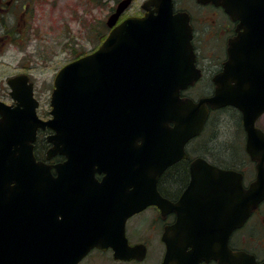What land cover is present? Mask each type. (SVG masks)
I'll return each instance as SVG.
<instances>
[{"label":"water","instance_id":"1","mask_svg":"<svg viewBox=\"0 0 264 264\" xmlns=\"http://www.w3.org/2000/svg\"><path fill=\"white\" fill-rule=\"evenodd\" d=\"M131 2L118 4L108 20L113 29L98 50L56 75L50 120L38 117L39 101L32 86L24 94L20 91V80L26 76L10 81L18 107L12 110L0 102V264H78L93 248H112L120 260H142L146 247L129 245L126 223L151 205L179 214L178 222L163 236L167 244L163 264L212 259L220 264H258L251 255L231 252L228 239L264 201V132L255 126L264 114V83L246 80L247 86H232L229 61L216 79L213 96L198 103L182 99L180 90L200 77L188 18L173 14L172 0H150L145 6H156L158 15L129 18L115 26ZM219 2L228 8V0ZM207 105L214 110L226 106L240 110L249 136L247 150L258 161V173L245 189L241 173L213 168L214 202L209 214L200 211L199 217L203 223L210 219L214 236L199 240L189 253L186 250L193 243L182 237L180 216L184 198L171 204L159 194L157 182L167 168L187 158L186 144L202 132L210 112ZM20 106L30 107L26 124L15 122L22 120L16 117ZM39 127L57 132L48 138L54 143L48 159L57 153L65 156L66 161L57 166L62 175L64 171L70 177L90 174V217L83 214L72 222L54 218L52 166L37 162L33 151ZM205 164L198 159L192 165L190 190L204 184L206 172L200 168ZM22 170L29 172L28 177ZM116 172L118 201L110 196L116 189L109 183ZM96 173H106L102 182ZM33 174L39 176L34 188L28 180ZM112 215L118 220L113 222Z\"/></svg>","mask_w":264,"mask_h":264},{"label":"flooded vegetation","instance_id":"2","mask_svg":"<svg viewBox=\"0 0 264 264\" xmlns=\"http://www.w3.org/2000/svg\"><path fill=\"white\" fill-rule=\"evenodd\" d=\"M122 1L124 0H119V4ZM134 1L132 0L128 6L129 8L133 7ZM149 1L141 0L140 7L136 12L128 14L125 10L119 17V24L130 17L140 19L148 15H158L156 6H145ZM172 2L173 14L188 18V25L192 32L191 46L194 53V66L200 71L198 80L187 88L180 90L181 98L198 103L203 98L213 96L218 89L216 79L223 74L225 65L229 61L230 72L228 77L232 86L236 87L239 84L247 86L249 83L246 80L255 84L260 83V80L264 83V0H228V8L219 0H208L206 2L200 0H172ZM58 4L60 10V7L64 6L63 0H0V58L5 56L8 50L12 48L17 49L19 54L24 49L21 44L28 34V25L32 21L33 15H36L37 8L52 5L54 9ZM102 5V0H100V6ZM24 76L27 79L20 80V91L24 94L27 92L28 87L32 86L34 96L39 101L36 95V85L31 75L27 72L13 73L7 76V96L3 97L0 94V102L11 107L12 110H15L18 105L11 96L12 86L10 81L13 82L15 79ZM255 84H251L249 87ZM207 107L210 106L207 105ZM227 107L239 113V129L243 133L242 149L244 161L249 164L248 171L240 165L223 166L219 162V155L214 154L211 149L207 152H200L196 145L197 149H192L195 152L188 151V146L192 145L199 136L187 144V158L169 167L158 179L157 189L163 199L175 205L184 198V206L180 216L183 228L182 237L193 243V246H189L186 250L189 253L194 251V246L197 245L199 240L214 236L211 232L214 225L210 223V219L207 217L206 222L203 223L199 217L200 211L208 215L214 202V177L211 175L213 168L239 171L243 175L245 189H249L257 178L258 161L253 160L247 150L249 136L244 127L242 114L235 106ZM29 108L20 106L21 111L16 117L22 120H16L17 124H26L29 121L27 120V110ZM51 110L50 107V109L42 111L41 105L36 108L38 117L43 121L51 119ZM219 110H210L203 132H205L213 112ZM263 116L264 114L257 120L256 127L264 132V125L262 126ZM2 119L3 115L0 114V120ZM170 126H173V124L170 123ZM52 135H57V132L49 127L37 128L36 139L33 142L34 156L37 162H44L52 166L51 173L54 180L53 191L55 197L53 203L54 218L58 222L61 219H65V222H72L81 218L83 214L86 217L90 212L87 201L91 195L89 192L91 190V178L86 171L72 177L65 171L63 175L61 174L62 171L57 166L66 161L65 156L57 153L51 159H48V152L54 147V143L48 139ZM231 148L234 150L231 152L232 155L237 153L233 143ZM256 149L259 150V148ZM19 155L20 153H15V157ZM212 156L215 157L212 158ZM198 159L205 160L207 163V165L205 164L200 168V170L206 172L203 179L204 184L190 190L193 180L192 165ZM116 164H119V161ZM95 177L99 182H102L106 177V173H96ZM28 180L33 187L32 184L39 181V176L33 174ZM109 183L116 189V192L111 191L110 196L117 197L118 201L119 172L110 175ZM12 185H15V183ZM67 198L69 200H66ZM59 204L61 207H59ZM112 210L118 213L114 207H112ZM145 212H149V216L144 218V221L146 224H150L148 227L144 226L139 229L133 225V220ZM87 216L90 217V215ZM117 220L118 218L112 215V221ZM178 220L179 214L177 212H163L157 205H151L142 212L133 215L126 223V236L129 245L132 247L144 245L146 247L144 259L120 260L115 257L112 248H93L79 264L140 263L148 258L152 242L156 239H159L163 247V256H161L159 262V264H163L167 253V244L163 241V236L166 230L174 226ZM179 234L181 237V233ZM228 248L234 254L245 253L254 256L258 264L264 262V201L252 211L241 228L231 232L228 239ZM200 264L220 263L218 260L212 259L209 261L203 260Z\"/></svg>","mask_w":264,"mask_h":264},{"label":"rangeland","instance_id":"3","mask_svg":"<svg viewBox=\"0 0 264 264\" xmlns=\"http://www.w3.org/2000/svg\"><path fill=\"white\" fill-rule=\"evenodd\" d=\"M102 3L100 6V0H63L64 6L60 10L59 4L54 9L52 5L37 8L36 15H33L28 25V34L21 44L24 49L19 54L17 49L12 48L0 58V94L7 96V76L27 72L36 85L42 111L50 109L53 82L58 71L76 58L95 51L110 32L107 21L115 13L119 0H102ZM133 4L132 8L127 7L128 14L139 9L141 0H135ZM262 120L263 126L264 116ZM239 123V113L232 108L213 112L204 134L188 146V151L195 152L192 149H197L196 145L200 152L211 149L219 155L218 160L223 166L240 165L248 171L249 164L244 161L243 133ZM232 143L237 152L234 155L231 153L234 151ZM148 213L137 216L133 225L139 229L148 227L150 223L144 221ZM161 256L163 247L159 239H156L145 261L119 264H159Z\"/></svg>","mask_w":264,"mask_h":264},{"label":"bare ground","instance_id":"4","mask_svg":"<svg viewBox=\"0 0 264 264\" xmlns=\"http://www.w3.org/2000/svg\"><path fill=\"white\" fill-rule=\"evenodd\" d=\"M24 173H25V175L28 177V175H29V172L27 171V170H22Z\"/></svg>","mask_w":264,"mask_h":264},{"label":"trees","instance_id":"5","mask_svg":"<svg viewBox=\"0 0 264 264\" xmlns=\"http://www.w3.org/2000/svg\"><path fill=\"white\" fill-rule=\"evenodd\" d=\"M223 153H224V151L223 150H221Z\"/></svg>","mask_w":264,"mask_h":264}]
</instances>
